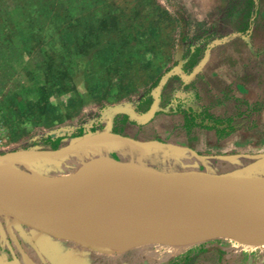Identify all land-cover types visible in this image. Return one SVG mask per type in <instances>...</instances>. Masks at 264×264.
Segmentation results:
<instances>
[{
	"label": "rangeland",
	"instance_id": "374dc122",
	"mask_svg": "<svg viewBox=\"0 0 264 264\" xmlns=\"http://www.w3.org/2000/svg\"><path fill=\"white\" fill-rule=\"evenodd\" d=\"M226 5L0 0V157L85 139L92 146L80 153L11 168L58 178L100 157L264 180V19L247 27L245 13L234 18ZM3 231L8 264H51L35 231ZM260 247L210 239L108 255L58 241L52 251L65 264H170L194 249L205 251L194 264H264Z\"/></svg>",
	"mask_w": 264,
	"mask_h": 264
},
{
	"label": "water",
	"instance_id": "95a60500",
	"mask_svg": "<svg viewBox=\"0 0 264 264\" xmlns=\"http://www.w3.org/2000/svg\"><path fill=\"white\" fill-rule=\"evenodd\" d=\"M115 137L127 140L120 136ZM91 146L92 144L84 139L60 150H28L1 156L0 159H8L10 165L6 169L0 168V212L12 218L19 226H26L39 234L71 241L91 249H100L85 237L89 228L98 224H110L117 213L138 198L165 197L169 193L181 194L182 211L187 217L181 225L182 228L203 234L206 236L205 240L230 239L248 246H264V203L244 188V184L251 179L240 172L216 175L201 172H165L130 164L135 170L144 171L106 182L74 200L65 212L54 216L36 211L32 202L11 188L15 184H24L40 191L66 188L81 176L80 170L71 175L58 178L40 177L38 180H32L28 173L18 172L28 181L20 182L12 175L16 172L11 168V164L64 157L85 151ZM199 190L230 218L231 224L228 228L217 221L200 217L193 211L190 199ZM120 222L129 224L127 221ZM142 223H146V220ZM33 239L51 264H65L37 236L34 235Z\"/></svg>",
	"mask_w": 264,
	"mask_h": 264
},
{
	"label": "bare ground",
	"instance_id": "6f19581e",
	"mask_svg": "<svg viewBox=\"0 0 264 264\" xmlns=\"http://www.w3.org/2000/svg\"><path fill=\"white\" fill-rule=\"evenodd\" d=\"M82 157L85 159L87 156ZM9 165L8 159H0V168L6 169ZM141 171L144 170H135L128 163L95 157L88 159L80 169L81 176L62 190L40 191L24 184H15L11 188L32 202L36 211L47 216H54L65 212L74 200L98 186L124 175ZM12 175L20 182H28L21 173H12ZM31 179L38 180L36 176H31ZM244 188L264 203V180H251L244 184ZM190 202L193 211L198 216L217 221L225 228L230 226V218L222 213L201 190L191 197ZM182 210L181 194L169 193L165 197L138 198L117 213L110 224H98L89 228L85 237L108 255L130 253L146 244L168 245L175 251L179 246L205 240L206 236L203 234L182 228L181 225L187 218ZM144 220L146 223H142ZM120 221H127L129 224H122ZM43 238L51 248H56L55 243Z\"/></svg>",
	"mask_w": 264,
	"mask_h": 264
},
{
	"label": "crops",
	"instance_id": "0c3cea01",
	"mask_svg": "<svg viewBox=\"0 0 264 264\" xmlns=\"http://www.w3.org/2000/svg\"><path fill=\"white\" fill-rule=\"evenodd\" d=\"M226 3H227V5H226L225 9H227V10H234V9L238 10V9H240L239 7H237V8L233 7V4L236 3L235 0H226ZM253 7H254L253 8L254 10L258 11V15L252 21V23L250 25V28L255 24V22L258 21V19H264V4L261 2V0H253ZM3 228H7V233H9L10 235H13L14 232H18L20 234H24L25 233L24 231H25V229L27 227L26 226H19L17 224V222H15L12 218H10L6 214L0 212V231L1 232H4ZM0 235H1L2 239H4V233H0ZM34 235L37 236L51 250H54V249L50 247V245L46 242V240L43 237L47 238V240L49 242L55 243L56 244V248L58 247V241H65V240H58V239L53 238V237L48 236V235L39 234L37 232L36 233L32 232L30 236L32 238V241H33L34 245L36 246V248L38 250H39V248H38V246L36 245V243H35V241L33 239ZM2 245L3 244H1V242H0V262H1V264H8L7 262H10V261L8 259H6V258L4 259V257L6 256L5 255L6 253L4 252V250L7 249V248L3 247Z\"/></svg>",
	"mask_w": 264,
	"mask_h": 264
},
{
	"label": "trees",
	"instance_id": "16d2710c",
	"mask_svg": "<svg viewBox=\"0 0 264 264\" xmlns=\"http://www.w3.org/2000/svg\"><path fill=\"white\" fill-rule=\"evenodd\" d=\"M244 4L246 7H242L238 10H235L237 15H234L235 17H239L241 14L245 13L244 15L247 17V24L249 27L252 23V21L257 17L258 11L254 10L253 8V0H244ZM242 12V13H240ZM205 251L202 249H194V250H189L185 252L184 254L177 256L173 260H171L170 264H194L195 260L197 257L202 255Z\"/></svg>",
	"mask_w": 264,
	"mask_h": 264
}]
</instances>
